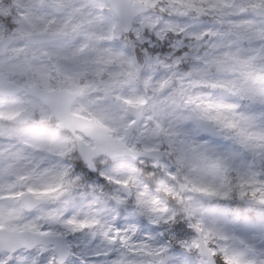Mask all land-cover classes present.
Wrapping results in <instances>:
<instances>
[{
    "label": "clouds",
    "instance_id": "clouds-1",
    "mask_svg": "<svg viewBox=\"0 0 264 264\" xmlns=\"http://www.w3.org/2000/svg\"><path fill=\"white\" fill-rule=\"evenodd\" d=\"M0 264H264V0H0Z\"/></svg>",
    "mask_w": 264,
    "mask_h": 264
},
{
    "label": "snow or ice",
    "instance_id": "snow-or-ice-1",
    "mask_svg": "<svg viewBox=\"0 0 264 264\" xmlns=\"http://www.w3.org/2000/svg\"><path fill=\"white\" fill-rule=\"evenodd\" d=\"M241 76L243 77V79L245 81H247L249 79H261L262 78L260 76L253 77V74L251 72L243 70V65L241 67ZM227 126L232 127L234 125H232L231 123H229ZM228 259H229V261H232L234 258L233 257H228Z\"/></svg>",
    "mask_w": 264,
    "mask_h": 264
}]
</instances>
